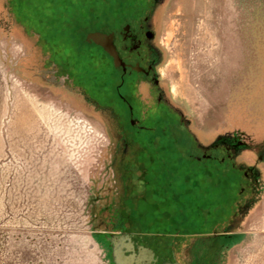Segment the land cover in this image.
Here are the masks:
<instances>
[{
  "label": "rangeland",
  "instance_id": "rangeland-1",
  "mask_svg": "<svg viewBox=\"0 0 264 264\" xmlns=\"http://www.w3.org/2000/svg\"><path fill=\"white\" fill-rule=\"evenodd\" d=\"M150 4L152 0H9L10 12L29 42L19 35L8 37L0 32V73L6 91L0 100V134L14 111V129L25 132L15 144L18 150L14 159L29 164L28 176L30 172L42 175L45 189L41 192L40 186L32 195L42 198L35 217L24 213L19 184L0 182V264H109L104 244L96 238L95 225L100 217L91 210L96 189L108 175L109 140L98 120L59 103L26 80L23 70L29 55L25 49H43L50 63L68 54L72 73L92 90L105 82L110 85L116 78L104 76L106 66L97 65L95 54L85 61L74 52L96 48L86 43L85 37L91 32L111 33L130 24L139 25ZM230 6L229 0H173L160 20V74L172 101L194 117L199 141L205 137L212 140L213 134L206 131L211 132L225 120L230 88L242 81L240 72L256 69L250 64L251 50L239 47L234 33L228 32V15L233 14ZM108 64L111 67L110 59ZM252 73L255 78L264 75ZM24 94L37 105L35 110L43 117L44 128L71 134L64 135L68 139L63 145L70 154V169L83 179L75 185V209L69 219L64 199L59 196L61 185H55L49 173L53 167L44 164L52 159L45 152L50 135L40 132L34 112L17 102ZM143 122L151 130L140 135L139 164L145 170L144 182L150 193L145 194L148 205L143 206L148 213L131 216L138 232L147 237L158 235L159 239L164 236L160 248L166 251L176 235L221 232L234 217L233 203L250 193L244 173L231 163L218 167L206 161L198 170L191 162L195 142L168 105L156 104ZM31 160L36 165L44 163L32 167ZM142 191L140 185L137 193ZM45 197H52L49 208L41 205ZM263 228L264 204L237 231V242L229 248L234 264L257 260L264 242ZM91 241L93 250L88 249Z\"/></svg>",
  "mask_w": 264,
  "mask_h": 264
},
{
  "label": "flooded vegetation",
  "instance_id": "flooded-vegetation-1",
  "mask_svg": "<svg viewBox=\"0 0 264 264\" xmlns=\"http://www.w3.org/2000/svg\"><path fill=\"white\" fill-rule=\"evenodd\" d=\"M172 2L152 0L144 11L142 23L127 25L128 31L125 26L121 31L111 32L116 35L115 44L126 65L125 71L116 69L105 50L88 44L87 40L88 45L96 48L75 50V55H81L80 60H92V53L95 54L97 65L106 66L104 76L116 78L115 82L110 85L105 82L96 90L72 73L68 54L50 63V56L43 49H25V54L29 55L23 70L26 80L59 103L98 120L109 140L105 167L108 175L96 189L95 202L91 205V210L100 217L95 225L96 238L104 244L109 264H234L229 248L237 242V231L264 204V107L257 113L251 110L250 104H241L233 83L225 120L211 132L205 130L206 134H213L212 140L205 137L199 141L194 133L198 126L194 117L171 99L160 74L163 51L159 31L160 20ZM7 10L10 12L9 0H0V32L8 37L19 35L29 42L13 16L9 19L5 15ZM162 103L179 115L193 138L191 162L198 170L203 161L218 167L231 163L234 169L244 173L250 190L243 199L233 203L234 217L221 232L176 235L169 240L167 251L160 248L164 236L162 239L158 235L147 237L131 222V216L148 213L143 206L148 205L145 194L150 192L139 158L140 135L151 128L143 119L156 104ZM247 107L250 112L244 111ZM140 185L143 191L137 193Z\"/></svg>",
  "mask_w": 264,
  "mask_h": 264
},
{
  "label": "crops",
  "instance_id": "crops-1",
  "mask_svg": "<svg viewBox=\"0 0 264 264\" xmlns=\"http://www.w3.org/2000/svg\"><path fill=\"white\" fill-rule=\"evenodd\" d=\"M2 83H3V78L0 73V100H3L4 97L6 96V91L3 88ZM17 95L19 94L17 93ZM22 96L18 97L17 102L21 103L22 105L26 107H29L35 114L34 120L37 122V126H38L37 129L39 128L40 132H43V133L45 132L48 135H50L49 136L50 139L48 141L49 146L45 148V152L46 153L48 152L49 155L52 157V159L47 160L48 163H44V162L43 163L45 164V166L52 165L53 167V171H49V173L51 175V179L53 183H55V185H58V186L61 185L59 187L61 188V192L59 196L64 199L63 206H65L67 218L69 219L74 214V209H75V202H76L75 185L76 183L80 182V180L83 179V175H80L78 178L76 173L72 172V170L70 169V165H69L70 154H69V151L65 148L66 146L63 145L64 142L67 141L68 139V138H64V135L70 136L71 134H68V133L61 134L60 131L44 128L42 126L43 117L38 113L37 109L35 110L37 105L34 103V101L31 98L26 97L25 94ZM14 106L16 108V103L14 104ZM15 116L16 114L13 111L9 117L8 127L6 129H1L2 133L0 135L4 136V138H0V146H3L4 148L0 150V162H1L0 163V182L2 183L4 182V184L5 183L6 184L11 183L15 185L19 184L22 200L25 201V205L23 206L24 213L35 216L38 213L37 211L39 210L38 206H40L39 202L42 198H36V197H33L32 195L35 192H38V187L40 186H41V192L45 189V187H43L45 184H42L44 183V177H42V175H39L37 173H32V172H30L28 176V172L30 168L29 164L26 161L24 163L23 159L22 161L19 159H14L15 154L17 153L16 150H18L16 148L18 146H15V144L19 143V138L25 135L24 131L14 129V124L16 123ZM33 161L31 160L32 167H35V166L39 167L41 164H43V163H40L36 165V162L34 161L33 163ZM55 168L57 169L55 170ZM26 173H27V176H26ZM50 198L52 197H45V199L42 200L41 205L50 207L49 205ZM36 222L41 223L43 222V220L42 221L36 220ZM61 223H53V225H58ZM260 232L264 234V228L261 229ZM262 244L263 245H262L260 256L257 257V260L254 261L252 264H264V242L263 240H262Z\"/></svg>",
  "mask_w": 264,
  "mask_h": 264
},
{
  "label": "trees",
  "instance_id": "trees-1",
  "mask_svg": "<svg viewBox=\"0 0 264 264\" xmlns=\"http://www.w3.org/2000/svg\"><path fill=\"white\" fill-rule=\"evenodd\" d=\"M229 1L233 14L228 15V32L234 33V39L238 41L239 47L251 50L252 60L250 64L252 68H256L255 70L252 69L253 71L249 70L250 72L248 70L240 72L242 81L236 82L238 84L234 83V88L237 96H240L241 104H250L252 111L261 113V109L264 107V99H261L264 95V86L262 85L264 75L255 78L252 72L260 71L264 74V0ZM5 15L9 19L12 17L9 10ZM6 16L5 18H7ZM252 79L254 80L253 83L250 82ZM244 111L250 112L248 107L244 108ZM243 115L245 116V113ZM156 230H159L158 226Z\"/></svg>",
  "mask_w": 264,
  "mask_h": 264
},
{
  "label": "water",
  "instance_id": "water-1",
  "mask_svg": "<svg viewBox=\"0 0 264 264\" xmlns=\"http://www.w3.org/2000/svg\"><path fill=\"white\" fill-rule=\"evenodd\" d=\"M128 28L129 27L127 26L125 31H128ZM86 40L88 44H93L104 49L108 56L112 59L113 65L116 69L123 68L124 71L126 70V65L124 64L115 44V33L92 32L87 35ZM88 249H94L92 241L89 243Z\"/></svg>",
  "mask_w": 264,
  "mask_h": 264
}]
</instances>
